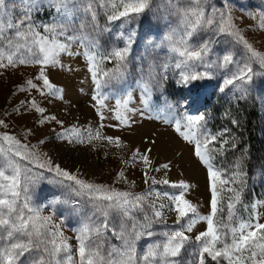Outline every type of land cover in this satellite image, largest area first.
Here are the masks:
<instances>
[{
  "label": "snow or ice",
  "instance_id": "1",
  "mask_svg": "<svg viewBox=\"0 0 264 264\" xmlns=\"http://www.w3.org/2000/svg\"><path fill=\"white\" fill-rule=\"evenodd\" d=\"M145 13L157 14V31L161 22L166 27L158 42L151 39V29L143 34L146 51L166 48L168 56L162 63L145 60L133 77L129 54L139 41L134 27L123 29ZM101 17L106 23L101 24ZM245 17L259 19L249 34L239 23ZM117 21L122 30L116 39L123 46H102L100 37L111 33ZM257 31L264 33V0L256 5L250 0H223L219 6L214 0H19L12 7L8 0H0V76L34 70L11 94H25L24 98L16 104L10 98V110L0 109L5 117L0 119L4 130L0 131V264H264V223L260 222L264 214L258 211L264 202H242L247 184L244 158L228 169L217 167V156L229 145L224 138L229 130L212 134L205 116L186 111L198 102L194 90L200 82L213 80L218 72L223 74L219 90L235 88L241 94L238 98L247 97L255 78L264 80V47H257L250 38ZM63 55L86 62L95 92L91 96L98 120L95 127H66L64 120L43 106L64 101V89L50 80L52 69L75 70L62 62ZM105 63L113 66L105 68ZM171 68L179 70L176 84L187 89L182 103L174 104L166 97L162 104L154 103V92L168 80ZM130 77L134 87L124 89ZM133 92H137L135 98ZM26 115L37 117L39 128L58 125L62 131H56L54 138L61 143L92 151L119 150L113 153L120 166L112 182L85 178L79 170L56 163L44 150L47 137L31 142L36 136L31 127L14 134L9 119ZM144 120L171 127L192 146V155L207 174L208 214H201L199 206L187 198L193 184L167 178L171 161L156 163L151 155L156 139L145 137L143 142L150 146L141 150L130 148L119 135L106 134L107 130L131 131ZM232 123L238 125L236 120ZM230 147L236 148L235 137ZM104 157L108 158L107 151ZM133 170L139 171L147 186L144 191H133L136 181L128 177ZM156 173L164 175L157 178ZM44 182L58 189L51 193L49 207L78 218L73 236L65 234L63 221L57 223L54 211L45 215L34 203ZM155 185L176 189L178 194L159 191ZM238 204L249 213L247 219L238 216ZM170 213H175L171 224ZM202 222L205 230L193 236ZM142 241L146 246L141 253Z\"/></svg>",
  "mask_w": 264,
  "mask_h": 264
},
{
  "label": "rangeland",
  "instance_id": "2",
  "mask_svg": "<svg viewBox=\"0 0 264 264\" xmlns=\"http://www.w3.org/2000/svg\"><path fill=\"white\" fill-rule=\"evenodd\" d=\"M219 6L223 3V0H214ZM252 5L258 4L259 0H250ZM9 6H17L19 0H8ZM257 11V9H252ZM241 11L239 8L236 10V15L239 16ZM156 13H145L134 22L133 25H128L123 29L126 31L130 27H134L137 32L138 43L133 44L132 51L129 54V67L133 73V77L136 75V68L145 60L155 61L156 63H162L168 56L166 48L149 49L146 51V43L142 39L143 34L151 29V39L154 42H158L163 38L166 31L165 25L161 22L159 25V31H157V19ZM174 21V17L171 18ZM43 22H47L44 20ZM106 23L103 17H101V24ZM241 26L245 29V33L249 34L250 31L255 30V26L259 23V19L251 20L245 17L243 21H239ZM120 22H115L112 25V32L106 33L100 37L101 44L104 47H111L113 45L123 46V44L116 39V34L121 31L119 26ZM249 26H253L252 29ZM264 36V33L256 32L255 36H250L254 39L257 47H264V40L260 37ZM62 62L67 66L69 63L75 69L72 72L61 71L59 69H52L50 71V80L57 87L64 89V101H54L52 104H45L49 109V112L57 115L60 119L65 121V126L69 127L72 124H78L80 126L91 125L95 127L98 123L95 110L93 108L94 101L91 96L95 94L90 74L86 70V62L82 57L69 58L67 55L61 57ZM113 65L105 63V68H111ZM178 69H169L167 76L168 80L164 82L161 89L154 92L153 102L163 103V98H167L170 102L179 105L182 103L181 95L187 92V89H181L177 84ZM34 73L33 69H25L18 73L11 71L4 73L0 76V109H9L8 104L11 98L12 104L18 103L20 99L24 98L25 94H21L17 97H12V92L17 84H20L22 78L31 76ZM223 86V74L217 73L213 80L200 82L199 88L194 91L198 93V102L191 108H188L187 114L189 115H203L206 117V128L212 134H216L223 129V125H227L226 121H230L229 110L230 107L236 104L238 101H248L249 103H256L260 115L264 119V80L255 78L250 86L251 91L246 98L240 97V92L235 88L225 89L221 92L219 88ZM134 87L132 83V77L129 78L127 84L123 85L124 89L131 90ZM35 96L36 93L33 92ZM137 96V92H133V97ZM40 99V97H37ZM138 106V104L136 105ZM67 109V113H65ZM184 111V109H179ZM5 118L3 111H0V119ZM176 118H179L177 116ZM37 117L33 115H26L23 117H12L9 119L10 130L17 135H20L25 127H31L36 131V136L31 138V142L35 143L38 138L47 137L49 142L43 146L45 151L53 157L56 163L61 164L62 167L69 169L70 171L79 170V174L85 178L94 179L101 183H111L112 177L115 175L116 170L119 168V161L113 153H117L119 150L109 147L107 149H99L98 151H92L89 147L83 145H69L61 143L55 140V132L62 131L58 125L51 124L43 128L36 126L35 121ZM106 123H114V121H106ZM0 131H4L0 129ZM107 135H119L122 139L129 144L130 148H140L143 150L146 145L143 140L147 136L157 140V144L154 147V151L151 154L156 158V163L171 161L172 170L167 173V178L171 181L184 180L193 184L195 187L190 189L187 198L193 203L199 206L201 214H208L209 211V199L210 193L208 191V179L206 170L197 162L196 158L192 155V146L183 142L172 130L171 127L162 125L153 120H144L141 124L136 125L131 131L116 132L113 130H107ZM227 138V133L225 137ZM107 151L108 158L104 157V152ZM123 153L130 155L129 149H124ZM182 153V155H177ZM224 157V155H222ZM221 157V156H217ZM217 160V159H216ZM234 163V159L229 161V164ZM230 166V165H229ZM163 173H156L157 178H160ZM128 177L131 180L136 181V187L133 191H144L147 186L142 182L139 171L133 170L128 172ZM247 180V179H246ZM118 187H127L126 185H117ZM159 191H168L169 193L178 194V190L172 189L168 186L155 185ZM58 192V189L52 185L44 182L40 185L34 196V203L43 209V214L47 215L49 212H55V219L57 223L63 221V228L67 236H73L72 229L79 226L77 217H70L68 212L62 208L55 210L49 207L52 199L51 193ZM227 195V194H225ZM264 202V165L258 166L255 169L254 174L247 180L246 187L242 194V202L245 205H250L252 202ZM238 216L247 219L249 213L238 204L236 206ZM258 211L264 214V207H259ZM175 218V213L169 214V224ZM261 223H264V215L260 219ZM206 225L202 222L197 224L194 229L193 236L200 231L205 230ZM157 231L161 230V226H157ZM157 237H153L152 240H156ZM118 243L117 241H113ZM74 243V241H73ZM146 246V242L142 241L138 245V251L141 253Z\"/></svg>",
  "mask_w": 264,
  "mask_h": 264
},
{
  "label": "trees",
  "instance_id": "3",
  "mask_svg": "<svg viewBox=\"0 0 264 264\" xmlns=\"http://www.w3.org/2000/svg\"><path fill=\"white\" fill-rule=\"evenodd\" d=\"M230 121L223 125L221 129H228L227 137L229 145H225L224 157H217L215 161L217 167L229 168V161L234 162L243 157V168L249 180L258 166L264 165V119L260 115L256 103L248 101H238L229 108ZM238 121V125H233L232 121ZM235 137L236 148L230 147L232 138Z\"/></svg>",
  "mask_w": 264,
  "mask_h": 264
}]
</instances>
